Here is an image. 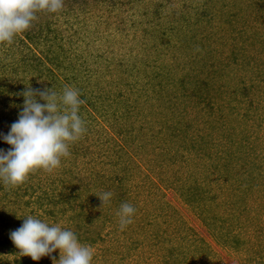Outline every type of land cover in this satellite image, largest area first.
Instances as JSON below:
<instances>
[{
	"label": "trees",
	"instance_id": "1",
	"mask_svg": "<svg viewBox=\"0 0 264 264\" xmlns=\"http://www.w3.org/2000/svg\"><path fill=\"white\" fill-rule=\"evenodd\" d=\"M136 1L63 0L61 10L56 13L38 12L32 26L17 35L11 44L0 43V133L7 134L11 124L18 120L24 102L23 93L29 88L32 90L51 88L50 90L58 93H61L66 86L78 89L83 100L80 114L86 121L87 132L81 139L70 145V155L62 158L57 173L45 175L48 184L41 190L46 191L38 194L36 200L38 208L44 209L45 220L50 223L48 219L50 217V224H59L61 219H66L65 223L59 225L74 231L80 242L87 246H95L102 241L110 242V245L101 247L99 250L102 252L101 261L105 264H116V262L118 264H133V262L135 264H224L219 252L207 237L189 224L182 212L170 202L159 204L155 211L150 209L151 202L154 203L151 197L157 195L158 191L154 190L155 187L152 185L146 188L151 183L146 182L145 171L134 172V166L139 164L119 139L122 137L127 144V139L131 137L130 142L133 145L137 143L139 147H146L152 143L144 125L140 126L139 131L136 132L138 128L134 116L140 114V103H132L131 97L128 96L127 99L123 91H114L121 81L129 77L139 79L142 75L140 72H143L142 63L139 64L140 60L137 58L127 62L124 58H118L113 62L108 53L99 52L97 55L90 53L87 56L79 51L81 38L79 29L74 30L76 23L84 21L89 26V17L93 14V9L99 10L105 6L117 8L119 5L121 10L124 8L123 11L126 12ZM256 1L264 4V0ZM185 4L189 7L187 2ZM159 6L160 4L154 9L155 15L162 10ZM237 7L246 13L241 14L239 10L234 13H222L227 18L225 27L238 20L244 19L245 22L240 28L230 29L224 37L227 39L224 42L230 43L233 47L231 58L233 63L238 61L242 53L241 56L248 59L250 70L253 69L252 74L256 83L252 84L256 86V90H253L255 87L250 85L233 92L236 95L241 94L235 98L239 103L245 102L247 108L231 106L229 99L225 102L226 91L222 89L223 85L220 83L227 76L224 69L217 70V75L203 74L205 58H209L210 52L218 48L216 44L224 36L214 30L209 31L199 43H196L190 35H186L184 46L177 47L183 54L181 58L175 55V63L178 62V67H174V70L180 71L182 76L178 78L177 73L174 74L176 78H173L172 83L174 84L175 81L177 83L168 97V104L165 98L157 99V101L162 100L159 105L161 108L156 107L152 100L147 101L150 103L148 106L152 107L153 111L157 110L161 113L164 116V122H167L163 129L157 132L154 130V135L163 133L160 136L172 142L178 141L180 147L191 137V146L188 147V151H197L195 157L198 160L194 159L196 165L201 167V164L205 163L203 161L208 160L211 167L221 173L218 179L223 180L224 183H227L230 177L241 174L240 162H235L239 157L247 163L249 157L246 154H248L251 155L252 162L254 161L256 146L252 143V137L255 134V127H253L254 123L249 126L246 118H254L255 122L258 120L256 115L264 112L253 111L257 109L255 104L260 103L264 98V91H262L264 86V35L262 36L264 9L256 8L247 11L243 6V8L239 5ZM189 15L192 16V13L188 12L187 16L181 12L182 18L179 20L177 17L179 22L171 25V31L183 26L190 19H188ZM255 21L261 22L263 27L256 28ZM124 22H126L125 18L120 20L121 25ZM232 31L233 33L243 31V34L246 33L248 36L244 38L245 41L240 40L239 44L237 42L233 44V41H230ZM204 40L210 43L209 47H206L205 58L200 56L205 46ZM95 41L91 44L92 48L89 51L96 47L93 46ZM246 43L250 44L249 47ZM258 44L260 47L257 46ZM250 50L254 54H249ZM246 52H249L251 58H248ZM93 57L95 59H92ZM252 60L254 65L251 67ZM151 67L153 68L154 65L151 64ZM214 67L212 66V69ZM100 70L105 71V75H111L114 71L126 75L122 74L120 80L114 84H104L109 80H106V76L99 75ZM134 82L130 80L127 84L131 88L130 91L135 93V87L139 84L134 85ZM111 84L112 90L106 89V86ZM113 91L114 97L111 95ZM228 97H234V95L230 94ZM113 100L120 101L121 106H116L102 115L110 112L115 115L120 122L118 128L115 124L112 125L113 132H111L108 126H93L92 119L95 118L94 114L97 111L100 112L99 105L105 102L113 103ZM40 102L44 103L43 100ZM188 107L197 114L194 119H187L185 122V119L192 115ZM232 115L237 120L238 117L243 119L239 120L240 128L242 124L248 125L246 130L240 129L241 135L235 136L236 138L230 132L237 127L230 124ZM172 118L173 120H170ZM260 119L263 120L256 121L257 126L264 122L263 116ZM194 131L198 138L191 136ZM209 143L210 146H208ZM231 143L238 148L234 152L230 150ZM206 145L205 151L202 147ZM11 147L0 139V149L7 151ZM209 147L213 148L212 152L208 150ZM161 155L166 157L162 158L161 164L160 161L159 163L157 161V164L165 170L167 164H164V161L168 159V153H161ZM188 158L189 156L186 157V154H183L182 157L174 159L178 167L166 168V173L172 174L174 180L168 183L164 181L162 183L164 187L161 186V189L173 187L179 190L184 202L191 206L202 220L210 237L214 238L219 246L239 249L242 241L238 235L239 227H241L237 221L238 218L240 219L238 209L233 202L231 203L234 205L222 198L224 191H220L219 187L212 190L213 188L203 185V182L186 186L183 172ZM66 162L69 164H65ZM41 170L43 169L34 170L23 183L17 186L8 185L0 180V264L38 263L30 256H22L18 253L19 250L11 240L10 233L21 227L24 222L23 218L16 216L17 207L15 206L19 205L21 197L24 196L18 192L20 189H26L28 192L29 186L26 187V185L33 184V180L40 177L36 174ZM146 176L149 178L150 174ZM168 177L166 175L167 179ZM133 181L137 182L130 188V183ZM61 185L64 189L58 190ZM49 186L52 187L48 189ZM105 191H111L113 196L110 202L102 204L98 195ZM123 203L132 204L136 212L132 223L121 229L118 213ZM41 219L44 220L43 217ZM54 257L59 260L60 254Z\"/></svg>",
	"mask_w": 264,
	"mask_h": 264
},
{
	"label": "rangeland",
	"instance_id": "2",
	"mask_svg": "<svg viewBox=\"0 0 264 264\" xmlns=\"http://www.w3.org/2000/svg\"><path fill=\"white\" fill-rule=\"evenodd\" d=\"M185 2H187L189 7L185 6ZM159 4V8L162 10L155 15L154 9H156ZM237 5H239L240 8L244 7L247 11H252L256 8L264 9V4L256 0H137L133 4V7H129L126 12L123 11L124 8L121 10L119 5L117 8L105 6L99 10L93 9V14L89 17V26H87L84 21H81V23L75 24L76 28L74 30L79 29L78 33L81 38L79 40V51L87 56L90 55V53L97 55L99 52H103L108 53L110 60H113V62L118 60V58H124L127 62L130 60H137L138 58V60H140L139 64L142 63L143 72H140L142 75L139 79L137 80V78L133 79L134 77H129L128 79L121 81V83L118 84L119 87L115 88L114 91H123V94H126L127 99L128 96L131 97L132 103H140V114H138L139 116H134L138 128L136 132L139 131L140 126L144 125V128L147 129L149 133V137H147L152 141V143L148 144L146 147H139L136 145L137 143L133 145L132 142H130L131 137L127 139V144L122 137L119 138L124 146H126V149L132 153L137 164H139L138 166H134V172L145 171L146 174L149 173L150 177L148 178L146 174L145 177L146 182L149 181L151 184L147 185L146 188L152 185L155 187L154 190L158 191L157 195H152L151 197L154 203L151 202L150 209L155 211L159 204L170 202L182 212L189 224L196 227L202 235L207 237L214 248L219 252L223 259L222 263L224 264H264V122L260 126H257L258 122H256L258 120H263L260 118H262V116L264 117V112H262L264 111V98L260 103L257 102L255 104L257 109L253 110H260L259 112H262L256 115L258 116V120L254 122V118H246L249 126H252L254 123L253 127H255V134L252 137V143L256 146L254 161L252 162L251 155L248 154H246V156L249 157L248 161H246L247 163H244L242 161L243 158L239 157L235 162H240L239 168L241 169V174L230 177L227 183L218 179L221 173L218 170H214L208 160H204L203 162L205 163L201 164V167L196 165L195 160H198V158L195 157V155L197 151H188V147L191 146V137H189V140L180 147L178 141L172 142L170 139L160 136L163 133H160V135H154V130L157 132L158 130L163 129L167 122H164L165 119L161 113L157 110L153 111V108L148 106L150 103H147V101L151 102L152 100V103H154L156 107H160L159 105L162 100L157 101V99L165 98V102L168 104V97L171 95L170 93H172V90H174L173 87H175L177 83V81H175L174 84L172 83V80L175 77L174 74L177 73L178 78L182 76L180 71L174 70V67H178V62L175 63L174 57L176 55L178 58H181L183 53L178 50L177 47L180 45V47L184 46L187 38L186 35H190V37L194 38L196 43H199L204 37H206L209 31L214 30L224 36L220 38V41H218L219 43L217 42L218 44L216 45L218 48L215 51L210 52L209 58H205L204 53L207 52L206 47H209L210 43L208 40L203 41L205 46L200 55L206 59V65L204 68L205 72L203 71V74L206 75L212 73L213 75H217V70H220V68L224 69L227 76L226 78H223L220 83L223 85V88H221L226 91L225 102H228L229 99L231 100V106H238L243 109L247 108L245 107V102L239 103L235 98L241 94L239 93L236 95L233 92L241 90L245 86H253V82L256 83V80L253 78L254 75L252 74L253 69L250 70L247 61L248 59H244V57L241 56L242 53H240V57L237 59L238 61L233 63L231 61L233 47L230 43L226 44V42H224L227 40L224 37L230 29L234 30L235 27L240 28L245 22L241 17L243 20L235 21L225 27V19L227 18H225L222 13L238 12L239 8ZM181 12H184L187 16L188 12H191L192 16L189 15L188 19H190H187L188 21L186 20L187 22L183 26H180L175 31H171V25L179 22L177 17L179 20L182 18L180 16ZM240 13L245 14L246 12L243 10L240 11ZM124 18L126 19V22L121 25L120 20ZM198 20H200V22ZM255 25H257L256 28L263 27L261 22L255 21ZM251 28L255 29L254 27ZM163 31H165V33H163ZM263 35L264 32L262 36ZM246 36H248V34H243V31L242 33H233L232 31L233 40L230 39V41H233V44L235 42L239 44L240 40L241 42L246 40L244 39ZM94 40L96 41L93 46L96 47L93 48L94 50L89 51V49L92 48L91 44ZM246 44L249 47L250 44ZM257 46L260 47L259 44ZM153 47L154 49H152ZM223 48L225 50H223ZM252 50L249 51L250 53L246 52L248 58H251L249 54H254ZM242 51L245 50L242 49ZM92 59L95 58L93 57ZM156 59H158V61H155ZM153 61H155V63H152ZM251 62L252 67L254 62L253 60ZM151 64L154 65L153 68L151 67ZM212 66H215L214 69H212ZM98 72L99 75L106 76V80H109L104 84H114L120 80L122 74H124V76L126 75L125 73L118 74L115 71L112 72L111 75H105V71L101 70ZM130 80L135 81L134 85L139 84L135 87V93L130 91L131 88L127 84V81ZM112 84L106 86V89L112 90ZM253 87H255L253 90H256V86ZM114 91L111 93L112 96ZM262 91H264V86ZM230 94H233L234 97H228ZM113 101V103L105 102V105H99L101 113L95 111V118L92 119L94 120L92 121L93 126L101 127L105 125L109 127L111 132H113L112 125L115 124L118 128L120 122L115 115H112L111 112L102 115L116 106H121L120 101ZM188 108L192 115L188 116L185 119V122H187V119H194V116L197 114L192 112L191 107ZM253 111H250V113L254 114ZM230 118V124L237 126L230 132L233 137H239V135H241L240 131L242 129L246 130L248 125L240 123L242 124L240 128L239 120L243 119L238 117L237 120L234 115ZM170 120H173V118ZM120 121H122V119ZM191 134L194 138L195 136L198 138L195 131ZM210 145L211 144L209 143L208 146ZM202 148L206 151L207 145ZM236 149L238 148L234 147L231 143L230 150L234 152ZM178 150L181 153H179ZM208 150H211L212 152L213 148L211 147L210 149L209 147ZM161 153H168V159L164 161V164H167V167L170 166L172 168L178 167L174 162V159L176 160L182 157L183 154H186V157L189 156L188 161L185 162L183 172L185 173L184 178L186 186L194 185L196 182H203V185H206L211 189L213 188L212 190H216L219 187L220 191H224V196L222 198H225V201L228 200L230 204H235L238 213H240V219H237L238 223L241 225L238 230V235L240 236L239 239L242 241L239 245V249H233L230 247L222 248L219 246L217 241L210 237L202 220L192 210L191 206L184 202L183 196L179 190H176L173 187H165V189H161V186L164 187V185H162L164 181L168 183L170 180H174L172 179V174L166 173L167 167L163 170L162 166H160L163 161L162 158L166 157L161 155ZM157 161L158 163L160 161V164H157ZM65 164L69 163L66 162ZM59 168L60 167L52 172L43 169L39 171L38 174L35 173L40 177L35 178L32 182L33 184L26 185V187L29 186L28 192L26 189L19 190L18 193L24 196L21 197L19 205L15 206L17 207L16 216L33 215L39 218L43 217L45 220L46 215L43 213L44 209L38 208L36 200L38 194H42L46 191L41 190L48 184L45 175L56 174ZM210 171H212V173H210ZM166 175L169 176L168 179L166 178ZM136 182L137 181H133V183H130V188L134 187ZM51 187L52 186H49L47 188L50 189ZM62 189H64L62 185L58 187V190ZM147 191L149 193V190ZM22 218L26 219V217ZM48 219L51 223V218L49 217ZM65 222L66 219H61L59 224ZM108 245H110V242L106 243L102 241L95 246H89L94 252L92 264H105L103 263L104 261H101L102 252L99 250H101V247ZM59 254L60 252L57 250L52 253V256ZM52 256L42 257L37 261V264H54L53 259H51ZM116 264H118V262H116ZM133 264L135 263L133 262Z\"/></svg>",
	"mask_w": 264,
	"mask_h": 264
},
{
	"label": "clouds",
	"instance_id": "3",
	"mask_svg": "<svg viewBox=\"0 0 264 264\" xmlns=\"http://www.w3.org/2000/svg\"><path fill=\"white\" fill-rule=\"evenodd\" d=\"M62 8L63 0H0V43L11 44L32 26L38 12L56 13ZM50 89L25 91L18 120L7 134L0 133V139L12 146L7 151L0 149V180L8 185L23 183L36 169L52 172L60 167L62 158L70 155V145L87 132L80 114L83 100L79 90L66 86L58 93ZM98 196L105 204L113 193L105 191ZM135 212L132 204L121 205V229L132 223ZM22 217H26L22 226L10 233L20 255L39 261L59 250V260L52 256L54 264H92L93 250L81 243L74 231L37 216L17 215Z\"/></svg>",
	"mask_w": 264,
	"mask_h": 264
}]
</instances>
